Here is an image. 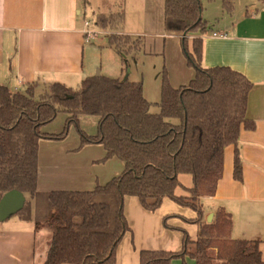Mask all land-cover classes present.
Listing matches in <instances>:
<instances>
[{
    "label": "trees",
    "instance_id": "obj_1",
    "mask_svg": "<svg viewBox=\"0 0 264 264\" xmlns=\"http://www.w3.org/2000/svg\"><path fill=\"white\" fill-rule=\"evenodd\" d=\"M113 1L116 11L96 16L95 26L109 31L108 46L123 56L125 66L126 57L140 53L144 45L139 37L121 34L124 0ZM205 1H219L225 16L234 13V0ZM256 1L264 7V0ZM202 12L199 0H164V34L179 40L194 76L174 88L163 66L155 104L144 98L141 82L102 75L84 78L76 89L34 82L11 91L0 85V200L11 191L21 193L25 203L16 217L30 222L35 235H50L42 264H117L118 246L130 232L125 198L136 199L151 214L170 201L189 209L194 218L187 221L197 228L194 240L183 234L180 251H141L139 264H172L185 258L194 264H264L259 241L231 239L230 215L219 208L207 223L201 204L215 195L228 147L234 149L233 180L242 182L237 143L242 129L254 128L246 118L252 83L230 68L202 64L201 35L210 29ZM153 105L159 108L157 114L149 111ZM60 114L66 116L63 132L43 133L42 127ZM79 118H96L97 125L94 136L78 131V150L101 146L100 163L116 159L121 173L91 191H38V142L63 140L69 128L78 129ZM179 176H190L191 188H184ZM178 188L186 195L175 196ZM162 223L164 229H173Z\"/></svg>",
    "mask_w": 264,
    "mask_h": 264
},
{
    "label": "crops",
    "instance_id": "obj_2",
    "mask_svg": "<svg viewBox=\"0 0 264 264\" xmlns=\"http://www.w3.org/2000/svg\"><path fill=\"white\" fill-rule=\"evenodd\" d=\"M236 1L234 0V9ZM82 5L81 0H0V85L7 86L11 91H19L24 85L34 82L40 84L62 82L66 85L75 78H86L84 72L89 71H84L82 67L84 51L81 50L87 43L86 31L79 19L84 8ZM250 6L252 8L253 5ZM256 11L248 14L254 19L251 21V28L241 34H233L228 27L223 26L227 16H222L221 13L217 21L218 31L210 36L207 33L201 35L205 38L202 40V64L205 68L227 67L243 74L252 83L246 118L254 125L251 131L244 129L240 131L237 143L242 182L233 180L234 149L228 147L224 152L222 178L217 184L214 197L204 199L210 206L203 209L206 216L214 215L219 208L229 214L232 220L231 235L234 240L264 241V28L259 26L264 13L257 9ZM123 13L122 35L140 37L150 43H157L161 48L160 54L162 45L166 42L171 41L172 47L178 45L177 38L167 37L164 34L163 0H124ZM231 27H237L235 22L231 23ZM172 66L167 69L172 87L185 86L193 78V71L180 67V71L177 72L173 71ZM176 68L177 65L174 69ZM175 78L179 83L172 82ZM93 119L96 121L93 124L97 125V119ZM66 144L67 141H64L63 145ZM40 147L41 141L38 151L37 182L40 192L91 191L96 187L97 182L90 179L91 174L99 171L102 185L98 186H103L123 169L122 164L117 166L115 162L109 163L112 160L104 164L100 163L104 158L101 146H87L76 151L74 150L76 146L67 145L58 152L67 155L56 157L57 162L54 155L49 157L42 155ZM75 151L79 153L74 155L72 152ZM80 158V164L84 162V165H70V159L73 162L79 161ZM92 158H95L93 163L96 165L91 166ZM109 164L112 166L108 167ZM107 170H113L115 174L112 175ZM128 199L132 198L124 200V216L130 232L124 235L118 246L117 264H139L141 251L181 250L183 236L178 232L173 236L162 225L164 216L168 214L174 217V220L168 222L171 228L182 227L183 220L180 221L175 217V212L164 211L165 207L174 204L167 201L162 208L151 214L142 211L136 199L130 200L129 206ZM180 213L182 211H177L176 215L182 217ZM188 215L190 213H185V216ZM255 216L260 219L254 224L253 229L235 230L236 220ZM183 218L192 220L194 214L192 218ZM22 222L16 217L11 222L13 227L3 228L0 223V264L44 262L50 235H35L33 225L27 222L31 226H23L20 224ZM252 231L258 234L252 237L254 239H246ZM195 235L193 234L190 240H194ZM41 237L44 239L37 242ZM172 264H194V262L185 258L184 261L175 260Z\"/></svg>",
    "mask_w": 264,
    "mask_h": 264
},
{
    "label": "rangeland",
    "instance_id": "obj_3",
    "mask_svg": "<svg viewBox=\"0 0 264 264\" xmlns=\"http://www.w3.org/2000/svg\"><path fill=\"white\" fill-rule=\"evenodd\" d=\"M110 1L109 0H88L90 5L84 6V8H82L81 10L82 14L79 17V19L81 23L83 24V26L85 23L88 25V27L84 28V30L90 36L89 38H86L87 43L81 49L84 51L82 67L84 71H89L88 73L84 72V75L86 77L95 76L97 72L99 71V74L106 78L117 79V80L126 79L129 82H134V83L141 82L143 86L144 98L148 102L155 104L159 100L160 76H161L163 66H165L167 73L169 70V66L171 67L172 65H173L172 66L173 71L176 70L177 72L180 71V67L185 68V70H188V71L191 70V72L193 71V73H194V70L192 69V66L190 65V63L187 61V55L184 52V50H182L179 43L177 46L172 47L171 41L166 42L165 45H162V53L160 54L159 50L161 48L157 43H150L148 40H144L142 38L141 39L143 41L144 46L141 52L127 56L125 59L126 65L124 66L123 61H122L123 56H121L115 50L109 48L108 46L107 39L109 36L107 35L109 34V31H101L95 26L96 16L98 13H99L98 15L100 16L108 17L109 15L115 12V8H116L115 5L117 4L115 3L114 5V1L113 0H110ZM199 1L201 2V5L203 6V9H204L202 13V19L206 21L207 24H209L208 27H211V29H208L207 32L205 33L209 34L210 36L212 35V33H216L218 31L217 21L221 17V13H222L221 5L219 1H215L211 4H207L205 0H199ZM81 4H83L82 1H81ZM163 4H164V0H163ZM250 4L253 5L252 8H250L251 7ZM256 9L259 10V12L264 13V7L260 3H258L256 0H237L233 15L231 17H228V16L226 17L227 21L226 23H224L223 26L225 28L228 27V29L231 30L233 34L243 33L245 30L251 28V24H252L251 21L254 20L248 14L250 12L255 13ZM222 16H225V15L222 13ZM234 22L237 25V27H231V23L233 24ZM259 26L264 28V15L262 19H260ZM112 34H115V33H112ZM133 38H137V37H133ZM204 39L205 38L203 37L202 40ZM187 48H188V51L191 52V46L189 43H188ZM165 61H167V63ZM176 65H177V68L174 69ZM82 80L83 78L79 77V78H75L71 80L66 85L63 84L62 82L59 84H63L68 88L76 89ZM172 82L177 84L179 83V80L175 78L173 79ZM149 111L152 114H157L159 112V108L156 105H153ZM87 119L88 120L92 119V120L86 121L85 118L84 119L81 118L78 122V129H75L73 127L69 128L67 135L61 141L41 140V147H40L41 154L42 155L44 154L47 157H49L50 155H54V159H56V157L59 158L60 156L67 155V153H65L64 155L58 153L61 150V148L67 145H74V147L76 146L74 150L77 151L79 148L78 131H81L82 133H85L88 136H94L96 134V125L93 124V122H96V121L93 118H87ZM65 121H66V116L64 114H60L56 117V119L53 122L42 127V132L48 135H59L60 133L63 132ZM64 141H67L66 145H63ZM39 143L40 142H38V146H39ZM82 149H79L78 151ZM76 151L72 153H74V155H76V153H79ZM94 159L95 158H92L91 160V166L96 165V163H93L95 161ZM111 160L112 161L109 163L115 162L117 166L119 164L121 165V163L118 160L116 159H111ZM55 161L57 162L58 159H56ZM80 161H81V158L79 161L74 160L73 162L70 159V165L71 166L84 165V162L80 164L81 163ZM111 166L112 164L108 165V167H111ZM107 172L112 173V175L115 174L113 170H107ZM117 172L118 171H116V173ZM99 174H100L99 171H97L94 174H91L90 179H94L95 181H97L95 186L102 185L100 184L101 181H100ZM178 181L186 189H189L192 186V179L190 176H179ZM184 195H186V193L181 188L176 189L175 196H184ZM128 200H129L128 202L130 206V200L132 199H128ZM126 202H127V199H126ZM165 202L167 201H164L162 203L161 208ZM206 202L208 201L207 200L201 201V204L204 209H207L210 206V204ZM164 211L166 213L175 212V217L179 218L180 221L183 220L181 221V226H182L181 228L179 229L173 228L171 230L165 229V230L170 231V234L174 236V234L178 232L179 234L183 236V234L185 233L187 237L190 236L189 238L193 237V234H196L197 232L196 226L193 225L191 227L190 226L191 224L189 225L188 223L189 221H187L188 219L183 218V217H187V218L193 217V213L189 209L182 208L174 204V205H169V207H165ZM177 211H180V212L182 211V213L179 214V215H182V217L176 215ZM185 213L187 214L190 213V215L185 216ZM15 218H16L15 216L9 217L6 223L5 222L2 223L1 226L3 228L5 226L13 227V225H11L12 224L11 222ZM259 219L260 217L255 216V217H250L248 219L244 217L243 220H236L235 230H237L238 228H241L247 231H248V228L253 229L254 224ZM172 220H174V217L168 216L167 214L166 216H164L162 222L165 221L166 224L168 225V222H171ZM20 224H22L23 226H31V224L27 222H22ZM257 234H258L257 232L252 231L251 234L247 236L249 238H246V239H254L252 237H254V235H257ZM41 239H44V238L41 237L40 239L37 240V242H40ZM232 239L234 238L232 237ZM255 240L260 242L259 248L262 254V260L264 262V257H263L264 256V241L259 240V239H255Z\"/></svg>",
    "mask_w": 264,
    "mask_h": 264
},
{
    "label": "water",
    "instance_id": "obj_4",
    "mask_svg": "<svg viewBox=\"0 0 264 264\" xmlns=\"http://www.w3.org/2000/svg\"><path fill=\"white\" fill-rule=\"evenodd\" d=\"M95 76H99V73ZM24 196L16 191H11L5 194L0 200V223L6 221L9 217L17 215L24 206ZM213 215L209 214L206 218V222L210 223Z\"/></svg>",
    "mask_w": 264,
    "mask_h": 264
},
{
    "label": "built area",
    "instance_id": "obj_5",
    "mask_svg": "<svg viewBox=\"0 0 264 264\" xmlns=\"http://www.w3.org/2000/svg\"><path fill=\"white\" fill-rule=\"evenodd\" d=\"M87 27H88V25L85 23L84 24V28H87ZM85 36H86V38H89L90 37L87 33H85ZM214 36H216V35H214Z\"/></svg>",
    "mask_w": 264,
    "mask_h": 264
}]
</instances>
